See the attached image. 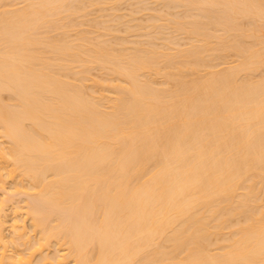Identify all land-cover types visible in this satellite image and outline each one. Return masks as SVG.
Returning a JSON list of instances; mask_svg holds the SVG:
<instances>
[{"label":"bare ground","instance_id":"6f19581e","mask_svg":"<svg viewBox=\"0 0 264 264\" xmlns=\"http://www.w3.org/2000/svg\"><path fill=\"white\" fill-rule=\"evenodd\" d=\"M0 264H264V0H0Z\"/></svg>","mask_w":264,"mask_h":264},{"label":"rangeland","instance_id":"374dc122","mask_svg":"<svg viewBox=\"0 0 264 264\" xmlns=\"http://www.w3.org/2000/svg\"><path fill=\"white\" fill-rule=\"evenodd\" d=\"M93 74H97V71H96V70H94V71H93Z\"/></svg>","mask_w":264,"mask_h":264}]
</instances>
